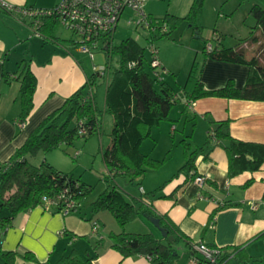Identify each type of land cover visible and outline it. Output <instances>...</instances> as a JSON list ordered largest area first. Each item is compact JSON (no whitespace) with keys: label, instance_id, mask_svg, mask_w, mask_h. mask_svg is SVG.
<instances>
[{"label":"trees","instance_id":"obj_1","mask_svg":"<svg viewBox=\"0 0 264 264\" xmlns=\"http://www.w3.org/2000/svg\"><path fill=\"white\" fill-rule=\"evenodd\" d=\"M243 1L238 0L239 3ZM202 3L203 0H191L187 12L182 16L166 13L161 17H154L146 13L149 26H143L147 30L145 44H140L134 37L127 36L115 45L113 32L116 27L111 30L106 35L107 43L101 50L109 57L115 55L116 64L113 66L103 64L105 69L102 72L94 69L88 72L83 85L49 112L28 133L24 142L14 150L9 159L0 164V264H14L17 256L37 264H94L91 256L79 253L74 248L52 263L38 262L30 251L18 253L14 250H3L2 239L14 217L21 211L41 207L44 204V197L55 200L50 210L52 213H60L62 205L69 200H73L74 205L68 214L81 210L80 203L90 191L89 185L72 173L59 171L45 161L34 164L30 160L40 152L46 153L62 145H71L77 137L87 138L94 133H100L105 114H109L112 119L110 145L102 151L109 184L90 202V212L95 214L108 210L121 228L119 232L108 234L110 247L118 251L122 257L146 256L150 264H177L179 253L176 245L181 240L190 245V253L193 254L192 245L195 242H191L166 215L155 213L149 206L148 198L162 189L164 183L152 191L131 195L118 186L115 179L120 178L128 184L138 186L139 189L146 173L158 169L166 159L153 158L140 149L141 142L151 136V128L162 120H169V111L176 102L174 90L162 73L160 72L159 76L152 74L154 70L151 60L156 54L153 55L148 49L153 45L157 50L154 42L160 37H168L180 20L193 34L199 36ZM249 13L255 22L252 28L258 31L252 37L255 40L264 35V0H255L250 6ZM39 21L37 26H32L34 33L44 40L66 42L71 51L78 52V42L73 37L65 40L56 35V30L60 26L57 18L43 15L39 17ZM138 24L142 25L140 22ZM162 24L165 25V30L160 29ZM150 26L154 30L150 31ZM220 35L213 34L212 42H208L211 44V50L207 51L205 49L207 43H204L202 52L214 60L246 64L248 66L246 81L242 86H237L230 78L221 87L205 89L198 77L199 69L193 62L186 81L187 102L204 96L264 101V63L254 54L249 57L246 55V47L251 42L244 41L242 44L238 42L226 46L222 43ZM29 63L30 58L23 57L17 70L21 122L26 119L33 107V93L36 88V78ZM160 67L165 73L166 70L161 63ZM99 81L105 84L102 108H99L95 101V87ZM183 112H186L185 109ZM228 125L229 119L210 121L204 144L196 146L193 150L190 149V142L186 140L187 136H183L180 142L185 161L171 179L180 173H185L187 177L193 179L196 175L195 160L211 141L223 142V148L228 156L229 176L243 170L259 169L264 160V144L232 137ZM251 182L252 179H248L243 187H247ZM219 207L216 205V208ZM139 215L158 218L159 225L166 230L167 235L156 237L152 232H125L124 225ZM213 215L214 212L211 218ZM263 233L264 231L258 233L252 239ZM168 235L173 236L171 241L168 240ZM100 245L99 241L95 244V251ZM218 248L221 250L218 259L220 263L230 258V254L240 261L246 257L243 248L239 246Z\"/></svg>","mask_w":264,"mask_h":264},{"label":"crops","instance_id":"obj_2","mask_svg":"<svg viewBox=\"0 0 264 264\" xmlns=\"http://www.w3.org/2000/svg\"><path fill=\"white\" fill-rule=\"evenodd\" d=\"M3 1L17 9L31 10L53 7L60 0ZM32 22L29 16L17 11L6 12L0 7V164L9 159L28 133L49 112L83 85L86 74L91 72L78 59L76 52L71 51L68 43L44 40L38 34H33ZM36 44L39 46L36 47ZM23 57L30 58L29 66L36 78V88L33 107L20 124V83L17 70ZM203 62L198 77L205 89L221 87L230 78L237 86H242L246 81V64L206 59ZM183 91L186 98V82ZM174 95L177 100L175 91ZM187 101L186 98L181 112L184 109L194 114L195 110L201 111L209 122L229 119L228 131L232 137L264 144V101L223 97ZM209 144L195 160V174L205 177L201 187L185 173L171 179L183 164L181 161L169 166L170 177L164 175L162 170L148 171L146 175L149 178H145L146 184H141L142 188L148 192L164 183L162 189L148 198L149 206L155 213L166 215L191 242H203L212 247L243 248L246 255L243 261L230 257L222 264H253L254 261L262 260L258 259L260 254L257 253L264 252V245L261 251L257 244L264 233L252 239L264 231V160L257 170H243L229 176L228 156L223 142L211 141ZM248 179H252L251 184L243 187ZM130 194L138 195L139 192ZM212 198L223 200L225 205L216 208ZM212 212L214 215L211 218ZM93 223L97 224L94 230ZM123 230L131 233L152 232L160 237L159 231L143 215L127 222ZM119 231L121 228L108 210L95 214H91L90 210L83 213L80 210L62 215L44 211L37 206L21 211L14 217L3 236L2 248L18 253L30 251L38 262L52 263L74 248L79 253L91 256L94 264H150L146 256L122 257L110 247L108 234ZM98 241L101 245L95 251L94 246ZM178 244L177 264H191L190 245H186L183 240ZM14 264L37 263L17 256Z\"/></svg>","mask_w":264,"mask_h":264},{"label":"rangeland","instance_id":"obj_3","mask_svg":"<svg viewBox=\"0 0 264 264\" xmlns=\"http://www.w3.org/2000/svg\"><path fill=\"white\" fill-rule=\"evenodd\" d=\"M254 1L244 0L239 3L238 0H203L199 36L193 34L191 29L186 27L184 22L180 20L173 27L168 37H160L154 42L157 47L156 56L166 72L163 73L162 68H158V70L162 73L164 79L173 86L178 98L169 111L168 118L171 119L162 120L158 125L153 126L151 128V136L144 139L140 147L145 153L156 159L166 157L161 166L156 169L162 170L164 175H169L168 177H170L169 166L177 165L181 161L184 163L185 155L180 142L184 135H189L186 140L190 142L191 150L196 146H202L207 136L206 131L209 120L202 116L201 111L195 110V114L191 110L186 113L181 112L186 100L183 86L192 63L195 62L196 68L200 69L204 66V59L208 61L214 60L202 52L204 43L212 42L211 37L215 33L221 34L220 39L226 46H231L238 42L242 44L244 41H248L253 44L248 43L246 55L249 57L254 54L264 63V35L255 40L252 38L253 35L258 33L252 28L255 22L249 13L250 6ZM190 3L191 0H146L144 11L154 17H161L166 13L182 16L187 12ZM46 7L49 6H44V8ZM139 19L140 15L136 12L125 10L113 32V43L117 45L125 37L132 36L140 44H145L147 30L137 23ZM56 31L62 39L69 40L73 37L70 30L61 26H58ZM250 31L253 32L251 33ZM38 46L39 44H36V47ZM147 53L149 52L147 51ZM76 54L78 59L90 70L93 69L94 65L109 64L113 66L116 64L115 55L112 54L109 57L100 48L93 50L92 58L86 53L76 52ZM215 70H218L217 67H215ZM104 95L105 84L99 81L95 87V101L99 108L104 105ZM208 98L216 99L222 97L204 96L196 100ZM185 114H187V117H185ZM111 126V116L105 114L100 133H94L87 138L77 137L71 145H62L46 153L40 152L30 160L34 164L45 161L59 171L72 173L91 187L80 203L82 213L90 210V202L104 191L109 184L107 181L108 171L103 161L102 151L110 145ZM147 177L146 175L142 179L143 185L146 184L145 178ZM115 183L129 193L139 192L138 186L128 184L120 178H116ZM261 240H264V234L257 243L259 250L262 251L264 241ZM179 246L177 244L176 248L178 249ZM257 254H260L258 259L261 258L262 260L254 261L253 264H264V252Z\"/></svg>","mask_w":264,"mask_h":264},{"label":"built area","instance_id":"obj_4","mask_svg":"<svg viewBox=\"0 0 264 264\" xmlns=\"http://www.w3.org/2000/svg\"><path fill=\"white\" fill-rule=\"evenodd\" d=\"M146 0H60L52 8L46 9H24L15 8L11 4L0 0V6L9 11H17L21 15L29 16L33 19V26L39 24V17L43 15L53 16L57 18L61 27L70 30L75 41L78 42L77 51L80 53L89 54L92 58V52L95 49L102 48L107 43V34L116 27V24L120 16L125 10L136 12L140 15V19L137 23H141L142 26L148 27L149 20L147 14L144 11V4ZM153 26V25H152ZM150 26V31L154 28ZM160 29L165 30V25L162 24ZM205 49L211 50V44L207 43ZM150 52L156 54V50L153 45L149 46ZM151 66L153 67L152 74L159 76L157 72L160 67V62L156 56H153L151 60ZM94 70L104 71L103 64L94 65ZM21 124L22 122L19 121ZM192 181L199 187L205 182V177L197 174L193 177ZM140 193H144L142 187L139 188ZM44 204L41 205V209L49 212L54 205L55 200L44 197ZM212 201L219 206L223 205V200L218 198H212ZM74 201H66L62 205V215H67L70 209L73 207ZM93 230L97 228V224L93 223ZM193 254L190 257L189 262L191 264H222L219 262V250L218 247H211L203 242H195L192 245ZM232 257V254L229 255Z\"/></svg>","mask_w":264,"mask_h":264},{"label":"water","instance_id":"obj_5","mask_svg":"<svg viewBox=\"0 0 264 264\" xmlns=\"http://www.w3.org/2000/svg\"><path fill=\"white\" fill-rule=\"evenodd\" d=\"M149 222L160 232L161 236H166L167 232L166 230L159 225V220L156 217H147ZM168 240L171 241L173 239L172 235L167 236Z\"/></svg>","mask_w":264,"mask_h":264}]
</instances>
